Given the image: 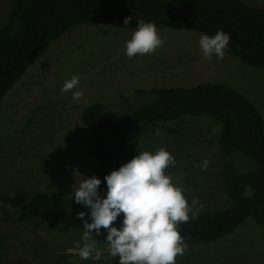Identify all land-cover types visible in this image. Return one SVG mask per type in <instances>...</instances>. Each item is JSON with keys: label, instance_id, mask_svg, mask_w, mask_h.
<instances>
[{"label": "rangeland", "instance_id": "rangeland-1", "mask_svg": "<svg viewBox=\"0 0 264 264\" xmlns=\"http://www.w3.org/2000/svg\"><path fill=\"white\" fill-rule=\"evenodd\" d=\"M10 6L11 0H0V28ZM135 29L75 24L38 53L0 101V195L26 188L73 196L74 187L94 175L98 162L92 133L82 122L84 107L101 101L111 110L126 109L140 100L138 88L224 82L253 101L264 118V68L243 63L227 51L223 59L205 58L199 44L203 33L187 29L157 28L164 44L150 55L129 58L125 43ZM74 75L79 85L62 93L64 82ZM76 91L83 93L79 100L72 98ZM220 128L209 116H190L152 126L142 141L141 151L164 147L172 154L175 163L166 174L185 190L189 205L196 198L203 205L192 213L230 202L222 179ZM204 160L209 162L206 170ZM233 161L241 172L256 167L240 151ZM0 217L13 231L15 258L36 255L41 264H52L58 257L87 264L112 262L104 229L95 237L101 259L83 260L76 242L83 244L84 230L49 223L32 230L5 205L0 206ZM186 245L176 264H264V229L252 217L216 241Z\"/></svg>", "mask_w": 264, "mask_h": 264}, {"label": "trees", "instance_id": "trees-1", "mask_svg": "<svg viewBox=\"0 0 264 264\" xmlns=\"http://www.w3.org/2000/svg\"><path fill=\"white\" fill-rule=\"evenodd\" d=\"M131 16V22L124 19ZM157 28L187 29L210 36L222 29L230 35L228 53L243 63L264 68V3L247 0H11L0 28V101L33 64L41 50L75 24H106L136 28L137 21ZM140 100L123 110L108 109L95 101L82 111V122L92 133L97 157L94 175L101 179L141 151L147 131L160 122L209 116L220 124L218 144L222 179L230 202L220 209L204 210L178 225L185 244L216 241L252 217L264 229V118L259 107L224 82L205 81L192 86L138 88ZM179 131L176 130V133ZM240 151L256 162L241 172L233 161ZM10 206L20 222L32 230L44 223L84 230L78 212L90 209L73 196L45 190L16 188L0 195V206ZM85 219H91L89 215ZM123 214L114 226L121 227ZM14 234L0 217V264H41L12 255ZM44 246V245H43ZM52 264H87L58 257ZM111 264H119L113 257Z\"/></svg>", "mask_w": 264, "mask_h": 264}, {"label": "clouds", "instance_id": "clouds-1", "mask_svg": "<svg viewBox=\"0 0 264 264\" xmlns=\"http://www.w3.org/2000/svg\"><path fill=\"white\" fill-rule=\"evenodd\" d=\"M130 22L131 16L123 23ZM229 43L230 35L222 29L212 36L201 34L199 40L207 59L213 55L223 59ZM163 44L156 24L139 19L131 39L125 43V51L129 58L150 55ZM78 85L79 76L74 75L64 82L61 92L68 93ZM82 95L81 91H76L72 98L79 100ZM174 163V157L164 147L154 152L138 151L130 161L104 177L106 196L100 194L102 181L95 175L85 177L74 187L75 202L90 209V214L77 213L84 228L83 244L76 242L81 259H101L103 252L97 249L95 237L102 235L101 229H104L107 252L118 256L119 264H176L177 256H182L187 248L178 225L195 218V214L191 217L189 214L199 204V199L189 205L185 190L166 174V169ZM208 164L207 160L203 161L205 170ZM202 208L199 204V209ZM121 214L122 226L118 228L114 223ZM86 215L91 223L85 219Z\"/></svg>", "mask_w": 264, "mask_h": 264}]
</instances>
